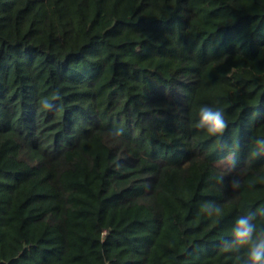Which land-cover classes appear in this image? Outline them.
I'll return each mask as SVG.
<instances>
[{
	"label": "trees",
	"instance_id": "obj_1",
	"mask_svg": "<svg viewBox=\"0 0 264 264\" xmlns=\"http://www.w3.org/2000/svg\"><path fill=\"white\" fill-rule=\"evenodd\" d=\"M257 138L264 0H0V264H243Z\"/></svg>",
	"mask_w": 264,
	"mask_h": 264
},
{
	"label": "clouds",
	"instance_id": "obj_2",
	"mask_svg": "<svg viewBox=\"0 0 264 264\" xmlns=\"http://www.w3.org/2000/svg\"><path fill=\"white\" fill-rule=\"evenodd\" d=\"M50 107L46 104L44 109L47 110ZM198 115L196 127L205 130L211 136H222L228 128L225 114L218 108L202 105ZM255 147L257 151H253L251 157H256L260 151H264V139H255ZM222 211L220 206H216L217 214H221ZM253 219H255V212L238 218L231 233V241L225 240L220 244V250L228 253L233 249H245L243 264H264V227L258 229L257 224L252 223Z\"/></svg>",
	"mask_w": 264,
	"mask_h": 264
}]
</instances>
